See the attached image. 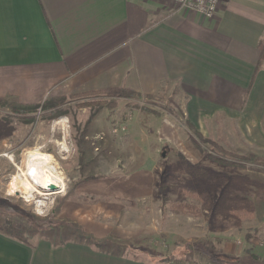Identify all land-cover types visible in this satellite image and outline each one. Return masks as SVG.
I'll return each instance as SVG.
<instances>
[{
  "label": "rangeland",
  "instance_id": "rangeland-1",
  "mask_svg": "<svg viewBox=\"0 0 264 264\" xmlns=\"http://www.w3.org/2000/svg\"><path fill=\"white\" fill-rule=\"evenodd\" d=\"M131 95L118 98L113 109L102 93L66 96L63 117L51 120L40 107L33 123L18 125L0 142L4 231L33 244L79 241L92 237L80 229L86 223L107 233L91 241L110 251L139 252L153 264H215L233 257L238 264H264V90L255 105L241 108L187 106L191 95L168 87L148 97ZM93 123L99 135L87 145ZM108 125L111 133L104 130ZM214 144L245 159L227 158ZM32 149L50 154L66 189L10 193ZM187 164L212 175L195 178ZM225 189L228 198L216 210ZM180 204L199 214L181 211Z\"/></svg>",
  "mask_w": 264,
  "mask_h": 264
},
{
  "label": "crops",
  "instance_id": "crops-1",
  "mask_svg": "<svg viewBox=\"0 0 264 264\" xmlns=\"http://www.w3.org/2000/svg\"><path fill=\"white\" fill-rule=\"evenodd\" d=\"M263 38L264 0H221L213 19L166 0H0V97L42 106L108 88L148 97L168 87L190 94L186 105L198 109L255 105L264 90ZM92 126L86 144L99 135ZM2 226L0 264H153L91 241L106 237L99 226L82 223L92 237L79 241L35 244ZM229 260L215 264H238Z\"/></svg>",
  "mask_w": 264,
  "mask_h": 264
},
{
  "label": "trees",
  "instance_id": "trees-1",
  "mask_svg": "<svg viewBox=\"0 0 264 264\" xmlns=\"http://www.w3.org/2000/svg\"><path fill=\"white\" fill-rule=\"evenodd\" d=\"M264 58V38L262 40V59ZM90 94H101L103 96H106L107 99H109L108 101H106L104 103L105 106H108L107 108L109 109H113L117 104V99L118 98H129L132 95L131 94H135L134 91L130 90V89H125V88H108V89H103V90H99V91H93V92H89ZM137 94V93H136ZM85 95V93L83 94H77V95H73L70 96L69 98L71 99H76L79 100L78 98H80L81 96ZM112 99V100H111ZM67 101L66 97H58V98H54L51 101H46L43 103L42 106L40 105H24L19 103L16 100H12L9 98H5V97H0V142L11 137V135H13V133L16 131V127L20 124H30L34 122V118H33V113H35L40 107L42 108V110L44 111H50V115H49V119H53L56 120L60 117H63L65 112L62 111L61 107L62 105H64ZM85 105H91V104H85ZM78 107H83L84 105H81L79 103H77ZM3 110H9L10 112L7 114H3L2 112ZM14 120H16L17 125L15 126L14 124ZM215 145V148L222 151L224 153V155L228 158H234L236 160H244L245 156H241L238 154H234L231 153L227 150H224L223 148H221L219 145ZM223 160V159H221ZM223 161H226V159H224ZM231 164H237V162H232ZM188 166V171L195 177V178H204L207 177L209 175H212V173L203 168V167H198V166H193V165H186ZM227 189H225L222 194L220 199H218V202L215 206V209L217 210L218 205L221 203V201L227 197ZM192 194H194L193 192H191ZM195 195V194H194ZM197 196V195H195ZM179 209L182 211L184 208H188L189 212H191L194 215H198L199 214V209L190 205V206H186L183 204L179 205Z\"/></svg>",
  "mask_w": 264,
  "mask_h": 264
},
{
  "label": "bare ground",
  "instance_id": "bare-ground-1",
  "mask_svg": "<svg viewBox=\"0 0 264 264\" xmlns=\"http://www.w3.org/2000/svg\"><path fill=\"white\" fill-rule=\"evenodd\" d=\"M54 159L47 153L32 149L28 151L25 159V171L16 175L12 181L10 193L15 194L18 190L27 192L30 196L37 192L39 194L46 193L50 185H56L59 192L65 188V183L61 176L57 173L56 167H53ZM58 192V191H57Z\"/></svg>",
  "mask_w": 264,
  "mask_h": 264
},
{
  "label": "built area",
  "instance_id": "built-area-1",
  "mask_svg": "<svg viewBox=\"0 0 264 264\" xmlns=\"http://www.w3.org/2000/svg\"><path fill=\"white\" fill-rule=\"evenodd\" d=\"M175 6L177 11L189 14H199L207 19L216 17L221 0H167Z\"/></svg>",
  "mask_w": 264,
  "mask_h": 264
},
{
  "label": "water",
  "instance_id": "water-1",
  "mask_svg": "<svg viewBox=\"0 0 264 264\" xmlns=\"http://www.w3.org/2000/svg\"><path fill=\"white\" fill-rule=\"evenodd\" d=\"M162 155L165 156V153H163ZM49 189H50V191H58V187L56 185H53V184L50 185Z\"/></svg>",
  "mask_w": 264,
  "mask_h": 264
}]
</instances>
